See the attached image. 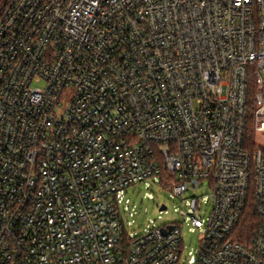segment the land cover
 Here are the masks:
<instances>
[{"label": "built area", "instance_id": "1", "mask_svg": "<svg viewBox=\"0 0 264 264\" xmlns=\"http://www.w3.org/2000/svg\"><path fill=\"white\" fill-rule=\"evenodd\" d=\"M151 183L183 222L134 234ZM185 224L264 264V0H0V264H187Z\"/></svg>", "mask_w": 264, "mask_h": 264}, {"label": "rangeland", "instance_id": "2", "mask_svg": "<svg viewBox=\"0 0 264 264\" xmlns=\"http://www.w3.org/2000/svg\"><path fill=\"white\" fill-rule=\"evenodd\" d=\"M42 85V84H41ZM211 191L208 187L188 192L185 198L193 195H204L210 199ZM125 200H130V204L122 203V217L125 220L127 230L134 234L142 233L144 230L152 227H161L172 224L174 222H183L181 209L184 208L183 202L177 197H173L171 193L159 189L152 184H142L136 188L127 190ZM165 204L167 210H160V206ZM128 207L125 211L124 208ZM133 213V217L129 214ZM210 212V205L204 204L202 209L203 217H207ZM130 223V224H129ZM201 233L199 231L190 230V226L186 224L183 227V239L186 246L183 259L188 264L191 256H196L200 248Z\"/></svg>", "mask_w": 264, "mask_h": 264}, {"label": "trees", "instance_id": "3", "mask_svg": "<svg viewBox=\"0 0 264 264\" xmlns=\"http://www.w3.org/2000/svg\"><path fill=\"white\" fill-rule=\"evenodd\" d=\"M251 110H253V105H252V104L250 105V111H251ZM250 127H251V123H250ZM251 134H252V133H251V128H249V137H250V139L253 138V136H252ZM245 226H246V225H245ZM244 229H249V227H247V228L244 227Z\"/></svg>", "mask_w": 264, "mask_h": 264}, {"label": "water", "instance_id": "4", "mask_svg": "<svg viewBox=\"0 0 264 264\" xmlns=\"http://www.w3.org/2000/svg\"><path fill=\"white\" fill-rule=\"evenodd\" d=\"M161 210H165V207H162Z\"/></svg>", "mask_w": 264, "mask_h": 264}]
</instances>
